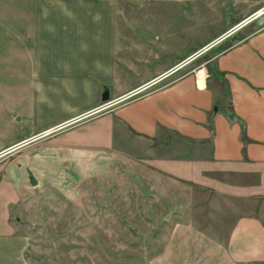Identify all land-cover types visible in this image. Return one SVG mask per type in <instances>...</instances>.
Returning <instances> with one entry per match:
<instances>
[{
  "label": "crops",
  "instance_id": "0c3cea01",
  "mask_svg": "<svg viewBox=\"0 0 264 264\" xmlns=\"http://www.w3.org/2000/svg\"><path fill=\"white\" fill-rule=\"evenodd\" d=\"M119 1L0 0V92L20 123L0 152L28 141L0 156V264H26L12 208L33 187L29 173L56 179L60 166L99 162L141 138L170 149L167 132L208 145L175 156L188 162L181 176L232 197L235 243L264 253V12L215 42L207 61L181 63L264 3L182 57L150 51L148 59L133 54L145 46L141 26H118ZM135 89L145 93L91 113ZM90 141L107 148L82 145Z\"/></svg>",
  "mask_w": 264,
  "mask_h": 264
},
{
  "label": "rangeland",
  "instance_id": "374dc122",
  "mask_svg": "<svg viewBox=\"0 0 264 264\" xmlns=\"http://www.w3.org/2000/svg\"><path fill=\"white\" fill-rule=\"evenodd\" d=\"M262 2L120 0L117 24L125 31L133 22L144 33H156L154 39L142 33L139 42L145 46L133 54L150 59L152 51L169 57L181 51L182 57ZM212 46L187 64L207 61ZM222 86L226 96L228 90ZM4 98L0 92V143L20 127ZM37 135L33 137L43 139ZM166 135L170 149L156 139L121 142V149L99 162L60 166L58 178H44L28 187L12 208L15 230L27 239L26 264H264L263 252H243L253 244L234 241L238 213L232 212L233 198L204 189L208 181L181 176L185 161L175 156L188 152L199 156L201 147L208 145L171 132ZM24 144L28 141L0 156ZM82 145L107 148L101 141ZM191 156L188 161H193Z\"/></svg>",
  "mask_w": 264,
  "mask_h": 264
},
{
  "label": "water",
  "instance_id": "95a60500",
  "mask_svg": "<svg viewBox=\"0 0 264 264\" xmlns=\"http://www.w3.org/2000/svg\"><path fill=\"white\" fill-rule=\"evenodd\" d=\"M264 12V7L262 9H260L259 11H257L256 13H254L253 15H251L248 18H245L243 20H241L240 22H238L237 24H235L234 26H232L231 28H229L227 31H225L223 34H221L220 36H218L217 38H215L214 40H212L211 42L207 43L206 45L202 46L201 48H199L197 51H195L194 53H192L191 55H189L188 57H186L185 59H183L181 61V63H185L187 62L189 59L193 58L194 56H197L198 54L202 53L203 51L207 50L210 46H212L215 42H217L218 40L222 39L223 37H225L226 35L230 34L232 31H234L235 29H237L239 26H241L242 24H244L245 22H248L249 20L259 16L260 14H262ZM29 183L30 185L34 186L37 184V180L35 179V177L29 173Z\"/></svg>",
  "mask_w": 264,
  "mask_h": 264
},
{
  "label": "built area",
  "instance_id": "2783aa9c",
  "mask_svg": "<svg viewBox=\"0 0 264 264\" xmlns=\"http://www.w3.org/2000/svg\"><path fill=\"white\" fill-rule=\"evenodd\" d=\"M139 92H141V89H135V90H132V91H130V92L124 94L123 96H121V97H119V98H117V99H115V100L105 101L103 104H101L100 106H98L97 108H95L91 113L94 114V113H97V112H99V111H101V110L107 109V108L113 106L114 104H118V103H120V102H124L125 100L130 99L132 96H134L135 94H137V93H139ZM62 127H64V124H60V125H58V126H55L54 128H51V129L45 130V131L39 133L37 136L42 137V136L48 135V134H50L51 132H53V131H55V130H57V129H60V128H62ZM35 137H36V136H35ZM21 143L23 144L24 142H21ZM14 146H15V145H14ZM14 146H13V147H14ZM10 148H11V147H10ZM10 148H8V149H10ZM3 152H5V151H2V152L0 153V155H1Z\"/></svg>",
  "mask_w": 264,
  "mask_h": 264
},
{
  "label": "trees",
  "instance_id": "16d2710c",
  "mask_svg": "<svg viewBox=\"0 0 264 264\" xmlns=\"http://www.w3.org/2000/svg\"><path fill=\"white\" fill-rule=\"evenodd\" d=\"M242 138V141H245L244 137H241Z\"/></svg>",
  "mask_w": 264,
  "mask_h": 264
}]
</instances>
